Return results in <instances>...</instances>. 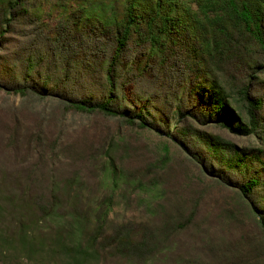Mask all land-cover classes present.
I'll return each mask as SVG.
<instances>
[{
	"label": "rangeland",
	"instance_id": "rangeland-1",
	"mask_svg": "<svg viewBox=\"0 0 264 264\" xmlns=\"http://www.w3.org/2000/svg\"><path fill=\"white\" fill-rule=\"evenodd\" d=\"M9 1L0 0V31L8 28L0 44V264H60L56 256L44 253L28 260L9 244L18 226L28 227L19 223L28 216L32 198L49 190L54 191L55 202L67 193L78 195L79 208H93L109 199L110 212L98 243L103 251L93 264H264V235L246 200L237 189L209 176L203 163L191 154L197 156V149L189 152L175 134L187 127L194 134L217 135L246 148L264 146V131L239 136L218 126L178 118L176 103L185 87L173 67L175 62L170 60L172 67L167 62L162 68L151 62L143 72L146 47L139 40L130 43L129 56L140 54L119 68L118 96L123 95L128 106L139 96L148 100L151 117H164L167 128L158 123L162 132L140 129L118 117L74 111L58 97H41L29 89L26 95L8 92L4 85L9 81L2 68H14L19 80L27 57L32 66L47 71L49 78L63 76L46 53L54 49L57 31L63 22H69L72 11L101 3L109 4L110 11L121 17L125 0H28L27 13L8 27ZM184 1L196 7L193 0ZM234 38L255 50L248 36ZM187 39L185 43L180 37L177 49L188 46L190 37ZM110 53L112 43L103 59ZM179 53L181 62L187 60L186 51ZM248 55L249 65L235 71L236 77L256 65V57ZM107 61L98 60L99 73L92 77L93 82L101 83ZM235 72L218 73L215 78L227 90ZM28 81L37 83L35 78ZM255 82L264 86V73L256 75ZM90 92L99 94L101 88L87 84L78 93ZM39 216H35L36 229L43 235L54 234L62 223L60 218ZM94 226L93 217L89 228ZM162 229L165 239L153 252L136 258L114 254L105 241L122 232L139 239L143 233Z\"/></svg>",
	"mask_w": 264,
	"mask_h": 264
},
{
	"label": "trees",
	"instance_id": "trees-1",
	"mask_svg": "<svg viewBox=\"0 0 264 264\" xmlns=\"http://www.w3.org/2000/svg\"><path fill=\"white\" fill-rule=\"evenodd\" d=\"M27 1H9L8 27L27 13ZM192 3L195 8L184 0H125L121 17L110 11L109 4L80 6L71 16L69 14V29V22L60 25L62 28L57 31L54 49L46 53L57 63L56 70L63 76L49 78L47 71L32 66L31 58L27 57L19 80L14 68H2L9 81L4 87L8 92L20 95H26L29 89L41 97L55 96L71 110L118 117L140 129L162 132L158 123L167 128L164 117L158 120L151 117L148 100L143 101L139 96L128 106L123 95L118 96L119 68L140 54L129 56L130 43L139 40L146 47L147 61L143 72L151 62L160 68L167 62L168 67H172L170 60L175 62L173 67L185 87L182 99L176 103L178 118H188L202 126H218L234 135H257L264 131V86L255 82L256 75L264 73V0H193ZM7 31L8 28L0 31V44ZM188 36L190 44L177 49L180 37L186 43ZM235 36H248L255 43V50L236 43ZM111 43L112 53L103 59ZM183 50L188 54L187 60L181 62L179 52ZM248 54L256 57V65L250 72L245 71L241 78L236 77L235 71L249 65ZM98 60L101 63L108 60L101 83L92 79L99 73ZM133 63L136 65V61ZM223 72H235L227 90L215 78ZM30 78H35L37 83L30 85ZM87 84H97L101 93L79 94V89ZM230 96L234 97V104ZM120 101L125 102V106H121ZM175 121L181 123V120ZM175 132L189 152L197 149V156L191 154L203 163L209 176L237 189L264 235V146L239 148L217 135L189 132L187 127ZM53 192L32 198L27 205L30 207L28 216L19 223H26L28 227L19 229L18 226L9 244L28 260L44 253L56 256L60 264L97 262L103 251L98 248V243L104 235L110 212L109 199L93 208H79L78 195L67 193L61 201L55 202ZM36 214L43 219L60 218L62 223L58 224L54 234H40L36 229ZM93 217L95 226L91 229ZM68 221L69 230L66 228ZM164 234L162 229L143 233L137 239L122 232L105 241L114 254L136 258L153 252L154 247L165 239Z\"/></svg>",
	"mask_w": 264,
	"mask_h": 264
}]
</instances>
